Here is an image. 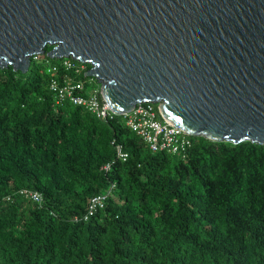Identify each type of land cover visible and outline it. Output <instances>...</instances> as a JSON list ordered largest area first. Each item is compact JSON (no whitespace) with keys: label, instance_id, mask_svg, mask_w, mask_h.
<instances>
[{"label":"trees","instance_id":"obj_1","mask_svg":"<svg viewBox=\"0 0 264 264\" xmlns=\"http://www.w3.org/2000/svg\"><path fill=\"white\" fill-rule=\"evenodd\" d=\"M51 48L0 66V264H264V143L152 151L122 115L56 102Z\"/></svg>","mask_w":264,"mask_h":264},{"label":"water","instance_id":"obj_2","mask_svg":"<svg viewBox=\"0 0 264 264\" xmlns=\"http://www.w3.org/2000/svg\"><path fill=\"white\" fill-rule=\"evenodd\" d=\"M74 57L116 111L264 143V0H0V66Z\"/></svg>","mask_w":264,"mask_h":264},{"label":"built area","instance_id":"obj_3","mask_svg":"<svg viewBox=\"0 0 264 264\" xmlns=\"http://www.w3.org/2000/svg\"><path fill=\"white\" fill-rule=\"evenodd\" d=\"M61 59L60 65L51 64L48 70L52 75L49 82L50 89L57 103L67 102L82 106L95 113L103 121L113 120L117 115H122L129 127L144 136L152 151L167 150L175 153L186 151L190 145V139L184 136L181 137V135L189 133L167 119L159 120L156 117L154 102H140L136 104L133 110L120 113L104 99L100 87L87 92V81L79 78V75L84 70L89 69L88 63L80 61L81 64H76L70 57H62ZM70 71H73L74 74H70ZM91 80L99 83L94 76ZM116 150L119 158L124 161L127 160L128 152L125 151L122 145L116 144ZM105 168L109 169L110 164H106ZM20 193L34 201L42 200V196L38 191L23 189ZM104 199L105 195L93 196L89 211L84 217L87 218L98 206H102Z\"/></svg>","mask_w":264,"mask_h":264},{"label":"rangeland","instance_id":"obj_4","mask_svg":"<svg viewBox=\"0 0 264 264\" xmlns=\"http://www.w3.org/2000/svg\"><path fill=\"white\" fill-rule=\"evenodd\" d=\"M62 59L61 58H56V61L57 62H60ZM70 74H74L73 71H70ZM81 74V73H80ZM85 80L87 81V92H90L92 90L97 89L100 87V84L97 83V82H92L91 78L92 76H89V75H86V72H85V76H84Z\"/></svg>","mask_w":264,"mask_h":264},{"label":"clouds","instance_id":"obj_5","mask_svg":"<svg viewBox=\"0 0 264 264\" xmlns=\"http://www.w3.org/2000/svg\"><path fill=\"white\" fill-rule=\"evenodd\" d=\"M74 58V57H73ZM75 59H77V58H75ZM77 60H79V61H82V60H80V59H77ZM90 65V64H89ZM90 68V67H89ZM100 90H101V85H100ZM159 105V104H158ZM159 111H160V109H159ZM163 118V117H162ZM163 119H165V118H163ZM183 129V128H182ZM184 130V129H183ZM185 131V130H184ZM187 132V131H186ZM190 134V133H189Z\"/></svg>","mask_w":264,"mask_h":264}]
</instances>
